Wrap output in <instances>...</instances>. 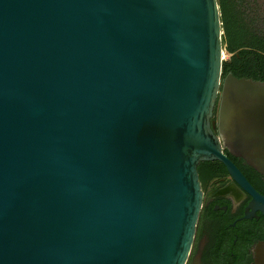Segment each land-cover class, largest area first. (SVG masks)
<instances>
[{"label":"water","instance_id":"water-1","mask_svg":"<svg viewBox=\"0 0 264 264\" xmlns=\"http://www.w3.org/2000/svg\"><path fill=\"white\" fill-rule=\"evenodd\" d=\"M222 35L218 0H0V264H185L199 163L264 170Z\"/></svg>","mask_w":264,"mask_h":264},{"label":"flooded vegetation","instance_id":"flooded-vegetation-1","mask_svg":"<svg viewBox=\"0 0 264 264\" xmlns=\"http://www.w3.org/2000/svg\"><path fill=\"white\" fill-rule=\"evenodd\" d=\"M264 25V0H257ZM226 156L240 182L219 161L197 167L202 205L185 264H264V170Z\"/></svg>","mask_w":264,"mask_h":264},{"label":"trees","instance_id":"trees-1","mask_svg":"<svg viewBox=\"0 0 264 264\" xmlns=\"http://www.w3.org/2000/svg\"><path fill=\"white\" fill-rule=\"evenodd\" d=\"M256 3L257 0H218L222 43L230 55L222 62V78L231 73L237 78L264 82V25L257 17Z\"/></svg>","mask_w":264,"mask_h":264},{"label":"rangeland","instance_id":"rangeland-1","mask_svg":"<svg viewBox=\"0 0 264 264\" xmlns=\"http://www.w3.org/2000/svg\"><path fill=\"white\" fill-rule=\"evenodd\" d=\"M229 57H230V55L224 51V59H225V60H228ZM223 61H224V60H223Z\"/></svg>","mask_w":264,"mask_h":264}]
</instances>
